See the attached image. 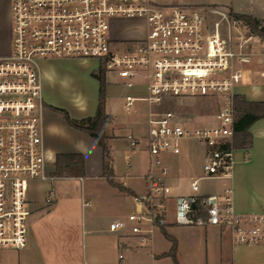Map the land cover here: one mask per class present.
Masks as SVG:
<instances>
[{
	"label": "built area",
	"instance_id": "2783aa9c",
	"mask_svg": "<svg viewBox=\"0 0 264 264\" xmlns=\"http://www.w3.org/2000/svg\"><path fill=\"white\" fill-rule=\"evenodd\" d=\"M4 26L7 45L0 49V251H21L28 244L32 214L29 188L48 174L45 146L46 102L41 60L96 61L128 89L125 109L136 102L149 105L148 133L142 140L128 134L133 149L145 141L150 170L147 192L135 197L140 210L128 216L141 244L152 240L151 228L165 226L169 202L175 200V223L184 227H220L238 245H264V214H239L232 188L223 194L202 193V181L232 177L236 88L244 79L242 65L252 48L264 40L239 19L230 18L235 36H222L221 19L199 8L161 5L157 0H8ZM141 24L139 36L119 37L114 22ZM3 28V29H4ZM264 60V53L261 54ZM190 98L214 101L213 122L191 125L174 109ZM168 108V109H166ZM185 144L203 154L202 175L191 183V194L173 197L167 183L165 157L179 156ZM51 201L48 200V203ZM116 221L112 231L126 228ZM0 264H6L0 258Z\"/></svg>",
	"mask_w": 264,
	"mask_h": 264
},
{
	"label": "crops",
	"instance_id": "0c3cea01",
	"mask_svg": "<svg viewBox=\"0 0 264 264\" xmlns=\"http://www.w3.org/2000/svg\"><path fill=\"white\" fill-rule=\"evenodd\" d=\"M158 2L162 5L204 9L211 14L209 18L212 22L221 19L217 12L222 13L224 38L236 35L229 21L231 12L251 16L264 26V0ZM252 53L251 61L242 65L247 76L235 92L236 96L243 97L249 103H264V60L261 55L264 53V46L261 43L256 44ZM57 61L67 63L90 60ZM43 75L44 70L41 67L43 94L46 97L44 125L47 171L53 179L31 183L28 197L32 214L28 221V244L24 250L15 251L11 263L8 264H174L170 257L163 256L170 252L172 243L164 237L159 227L145 225L152 234V240L147 245L141 244L139 236L132 233L128 216L140 210L135 198L108 183L104 177V153L99 144L87 133L69 126L61 114L51 109L66 110L64 105L62 108L48 95ZM106 81V112L110 116L107 127L112 140L119 136V132H122L125 139L128 134L144 137L139 129L134 132L123 130L124 121L110 112V100L125 99L127 94H116L120 85L109 82L108 74ZM121 86L125 88L123 84ZM140 89L143 93L146 92L145 89ZM97 106L81 107V110L74 108L71 114L66 111L72 119L82 120L93 117ZM238 115L237 113V117ZM249 132L253 137V144L250 148L236 149L232 177L220 181L213 192L202 189V193L220 195L227 188H232L237 213L264 214V118L254 123ZM58 154H82L85 158L84 177H55ZM197 156L203 158L201 150L189 153L184 148L179 156L165 157V166L169 169L167 183L173 197L191 194V183L202 174L203 162L194 169L195 166L190 161V158ZM116 172L114 166L116 183L137 196L145 194L137 190L132 178H120ZM79 182L80 187L77 186ZM36 183L40 184L38 193L31 195V186ZM48 200L51 202L48 203ZM174 209L175 200L171 199L164 227L177 240V258L180 264H264V245L235 244L231 233L225 228L179 226L175 223ZM116 221L126 222V228L112 231L111 225Z\"/></svg>",
	"mask_w": 264,
	"mask_h": 264
},
{
	"label": "rangeland",
	"instance_id": "374dc122",
	"mask_svg": "<svg viewBox=\"0 0 264 264\" xmlns=\"http://www.w3.org/2000/svg\"><path fill=\"white\" fill-rule=\"evenodd\" d=\"M8 5V0H0V49H3L5 45H7V36L4 26L7 24L9 18ZM200 10L205 14L204 9ZM208 20L209 23H212L210 18H208ZM114 23L113 32L119 37L123 36L135 38L141 33V24L134 21H117ZM40 65L44 70L43 76L45 90L49 93L48 95H51V99H53V101H55L62 108V105H64L65 109L69 111L70 114L73 112L74 108L78 110L81 107L95 108L97 106L100 85L94 78L93 74L98 73L100 67L97 65L96 61L66 63L64 61H57V59H47L44 61L41 60ZM246 76L247 74L245 72L244 79ZM108 80L113 84L120 85L116 92L117 95L123 93L133 96L144 95L142 94L144 91L140 88L127 89L126 87L124 88L121 86L123 83L113 74L108 73ZM110 107V112L118 115V117L124 121L123 124L125 126L123 127V130H131L134 132L139 129L143 132L142 135H145L144 137H140L144 140L148 133L147 120L150 108L148 103L136 102L134 109L131 112H127L125 110V99L115 98L110 100ZM174 109L191 120V125L200 126L213 122V115L218 110V107L215 105L214 101H210L209 99L190 98L185 100L182 105L177 106ZM118 135L119 136L114 138V140L111 138L108 141L110 157L112 159L111 165L112 167L115 166L118 177L122 178L128 176L129 178H132V182L136 186L137 190L139 192L146 193L147 187L144 180L150 170V158L145 141L142 142L139 148L133 149L129 142L122 137V132H119ZM184 148L188 150L189 153H194L195 151L197 152L198 149L201 150L195 144H185ZM172 159L174 158H171V160ZM191 160L193 162V166H195L194 169H197L203 162V158L201 156H197L194 159L190 158V161ZM191 173H189V175ZM201 175L202 174L198 177ZM120 181L122 182L123 180ZM219 182L220 181L215 180L202 181L201 186L204 191L209 189L213 192ZM38 185L40 184L36 183L31 186V195L38 193ZM80 185L81 183L79 182V185L77 186L80 187ZM14 252L15 251H0V258L7 264L11 263L14 257Z\"/></svg>",
	"mask_w": 264,
	"mask_h": 264
},
{
	"label": "trees",
	"instance_id": "16d2710c",
	"mask_svg": "<svg viewBox=\"0 0 264 264\" xmlns=\"http://www.w3.org/2000/svg\"><path fill=\"white\" fill-rule=\"evenodd\" d=\"M232 18H236L244 22L249 30L256 34L258 37L264 40V26L257 19L246 16L230 13ZM106 71L104 68H100L98 73H94V78L99 82V100L96 113L93 117L74 120L70 117L69 113L60 108H52L58 114H61L65 121L74 129L83 131L88 136L94 139L102 148L104 153V177H106L108 183L119 189L121 192L128 193L134 198L137 197L129 189L123 185L118 184L114 180L113 167L111 165L110 151L108 147V141L111 139L108 133V124L110 122V116L106 112ZM234 109L238 113L237 120L234 125L233 134V146L235 149L250 148L253 144V137L249 132L250 128L261 118H264V103H249L241 96H235ZM85 175V158L82 154H58L55 163L54 176L58 178L62 177H84ZM160 229L164 237L172 243V248L169 253L164 254V257H170L174 264H180L177 258V240L170 236L164 226Z\"/></svg>",
	"mask_w": 264,
	"mask_h": 264
}]
</instances>
